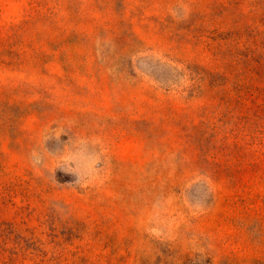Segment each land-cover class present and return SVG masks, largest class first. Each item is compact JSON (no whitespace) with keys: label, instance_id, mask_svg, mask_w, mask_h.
Returning a JSON list of instances; mask_svg holds the SVG:
<instances>
[{"label":"rangeland","instance_id":"rangeland-1","mask_svg":"<svg viewBox=\"0 0 264 264\" xmlns=\"http://www.w3.org/2000/svg\"><path fill=\"white\" fill-rule=\"evenodd\" d=\"M0 264H264V0H0Z\"/></svg>","mask_w":264,"mask_h":264}]
</instances>
